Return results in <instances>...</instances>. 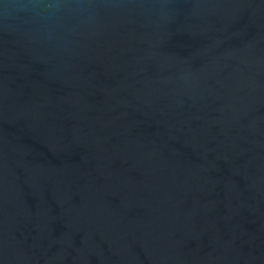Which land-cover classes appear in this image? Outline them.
Returning <instances> with one entry per match:
<instances>
[{
  "label": "water",
  "instance_id": "95a60500",
  "mask_svg": "<svg viewBox=\"0 0 264 264\" xmlns=\"http://www.w3.org/2000/svg\"><path fill=\"white\" fill-rule=\"evenodd\" d=\"M0 264H264V0H0Z\"/></svg>",
  "mask_w": 264,
  "mask_h": 264
}]
</instances>
